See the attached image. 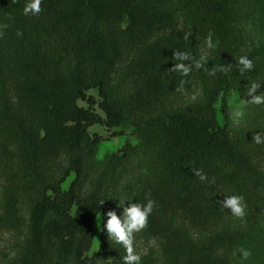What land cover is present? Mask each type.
I'll return each instance as SVG.
<instances>
[{
    "label": "trees",
    "instance_id": "16d2710c",
    "mask_svg": "<svg viewBox=\"0 0 264 264\" xmlns=\"http://www.w3.org/2000/svg\"><path fill=\"white\" fill-rule=\"evenodd\" d=\"M27 2L0 0V234L16 237L4 264H123L106 213L122 218L146 194L156 207L139 233L154 248L141 264H235L239 249L264 264V144L252 139L264 130L234 133L227 109L253 81L264 92V41L249 47L244 30L256 17L264 32V0H42L38 16L24 14ZM209 32L219 46L206 67L230 70L193 68L177 92L174 50L198 58ZM242 55L254 62L244 74ZM94 124L136 142L100 160ZM227 195L245 198L238 223L221 207Z\"/></svg>",
    "mask_w": 264,
    "mask_h": 264
},
{
    "label": "clouds",
    "instance_id": "9594fccd",
    "mask_svg": "<svg viewBox=\"0 0 264 264\" xmlns=\"http://www.w3.org/2000/svg\"><path fill=\"white\" fill-rule=\"evenodd\" d=\"M42 0H28L24 6L23 12L25 15L38 16L42 11ZM7 24H0V38L4 36V30L7 29ZM18 36H22L21 31H17ZM192 35L191 32L185 34V39H189ZM214 34L209 32L205 38V49L201 52L199 57H194L188 51L174 50L173 59L176 61L169 72L178 73L182 79L176 88L177 92L183 93L185 91V84L187 81L183 77L190 76L193 68L200 70L204 69L208 75L215 76L217 73H227L230 70V64L227 65H214L211 69L207 66L208 56L211 50L216 49L219 46V40H214ZM239 72L244 74L245 72L254 69V62L248 56L242 55L238 59ZM261 83L255 81L251 82L246 89V94L251 97L250 100H246L248 104L260 106L264 105V92L257 94L260 89ZM234 121L238 124L245 116L244 106H238L234 113ZM253 141L257 144H264V133L258 132L253 135ZM195 176L199 177L201 182L215 183V177L211 179L202 170H195ZM101 201L100 204H103ZM123 206V203H121ZM156 207V202L148 197L146 194V203H129L128 206L123 207V216L117 215L114 210H109L106 213L107 220L104 224V229L107 232L108 239L114 241L123 247L125 254L122 257L123 264H141V255L137 253L135 248V234L142 232L148 226L149 216L153 213ZM222 208L229 209L231 214L240 220H243L246 216L247 204L245 198L242 195H227L222 201ZM239 255L242 260H248L252 256V252L249 249H239Z\"/></svg>",
    "mask_w": 264,
    "mask_h": 264
},
{
    "label": "rangeland",
    "instance_id": "374dc122",
    "mask_svg": "<svg viewBox=\"0 0 264 264\" xmlns=\"http://www.w3.org/2000/svg\"><path fill=\"white\" fill-rule=\"evenodd\" d=\"M244 30L247 37V45L249 47L258 44V42L264 41V32L258 23L256 17L251 18L245 23ZM88 96H91L95 100L94 108L101 115H105L104 111L99 107V94L96 88L88 91ZM192 97V96H191ZM190 97V98H191ZM195 97V95H193ZM251 97L248 95H241L236 92L232 93L227 99V109L229 114V120L231 127L234 133H242L250 132L253 129H262L264 130V106H256L252 104H248L246 100H250ZM78 103L81 106L89 107L90 103L86 99H80ZM238 106H244L245 116L243 119L237 124L234 121L233 113ZM221 105H219V111H221ZM91 134L97 133L102 135L105 139L101 142L99 148L98 158L100 160L104 159V157L114 151H117L121 148L126 140H129L133 143L136 142V138L130 133L129 129H126L124 134L113 135L115 130L119 131L120 128L110 129L104 124H94L89 127ZM258 163L260 167L264 170V158L258 159ZM74 174H72L67 181L63 184L65 189L68 188L71 180L73 179ZM234 223H238L240 219H237L233 216ZM103 224V216L99 214L94 224L95 229V239L93 247L90 251V254H93L99 249L100 245V234L102 231ZM263 240H264V220H263ZM16 237L10 233H1L0 234V264H4L6 259L9 257L8 255L13 252L14 244ZM264 247V243L262 245ZM135 248L138 254L141 257L148 255L151 249L154 248V242L152 240H148L147 238L141 236L140 233L135 234ZM252 256L248 260H242L241 256L235 262V264H260V255L258 251L251 250Z\"/></svg>",
    "mask_w": 264,
    "mask_h": 264
}]
</instances>
